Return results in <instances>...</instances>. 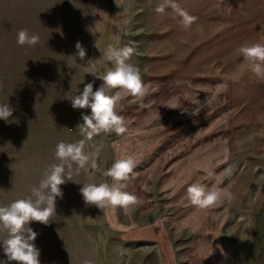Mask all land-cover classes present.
<instances>
[{
    "label": "crops",
    "instance_id": "obj_1",
    "mask_svg": "<svg viewBox=\"0 0 264 264\" xmlns=\"http://www.w3.org/2000/svg\"><path fill=\"white\" fill-rule=\"evenodd\" d=\"M46 1L48 32L45 40L40 35L38 57L50 58L53 67L50 66L48 75L42 74L39 65L33 68V74L37 69L33 76L42 81L40 94L49 84L55 89H61L62 84V69L56 67L57 58L62 62V35L49 30L55 23V17L51 16L55 5L52 0ZM238 1L178 0V3L191 15L193 2L205 8H231ZM159 2L94 0L93 3V27L87 52L88 60H97L94 68L89 61L87 67L91 69V74L87 72L89 83L94 82L93 91L103 84L97 77L114 67L103 57L109 44H127L136 49L128 63L139 68L148 87L142 96L110 89L109 94L120 91L123 97L116 110L125 118L126 132L119 136L110 133L114 135L110 141L101 133L88 141L85 148L91 152L92 144L103 146L100 158H96L97 168L103 167L105 153L112 157L113 163L117 158L133 156L136 189L150 192L148 197L152 200L150 208L136 210L135 220L130 224L120 223L113 207L98 209L84 203L80 219L88 238L95 243L98 264H113L119 252L116 244L105 243L151 245L130 250L125 264H174L169 232L172 235L187 232L192 237L190 243H201L200 238L208 230L207 208L191 203L186 191L188 185L199 182L224 189L231 197L225 194L222 199L234 200L238 192L235 184L219 186L222 173L209 179L208 171L231 168L239 159L251 162L252 166L262 162L256 154L264 148V79L257 78L249 70L248 62L244 63L237 38L222 34L224 30L216 25L217 16L203 17L201 22L198 17L186 30L181 18L170 8L164 14L155 12ZM224 87L225 108L221 97ZM212 101L216 106L208 109ZM85 115H90L89 109ZM87 174L88 182H104L95 171L94 175ZM247 175L242 198L250 206L246 193L253 184L247 182ZM156 199L161 200V212ZM106 231L118 232L119 236L112 233L107 238ZM98 232L104 233L103 238H99Z\"/></svg>",
    "mask_w": 264,
    "mask_h": 264
},
{
    "label": "rangeland",
    "instance_id": "obj_2",
    "mask_svg": "<svg viewBox=\"0 0 264 264\" xmlns=\"http://www.w3.org/2000/svg\"><path fill=\"white\" fill-rule=\"evenodd\" d=\"M52 1L55 7L51 16L55 17V23L53 29L49 30L62 35V62L58 58L56 61L57 69H62V84L61 89L49 84L40 94L38 91L42 92V89L39 84L42 81L33 76L37 71L35 69L33 74V68L39 65L42 74L48 75L53 65L50 58L38 57L41 38L35 46L23 49L17 44V33L20 29H27L39 37L43 34L45 40L44 35L48 32L45 29L47 1L0 0V104L8 103L14 109L8 121L0 120V206L32 195L31 189L38 186L44 171L58 162L55 148L59 142L84 139L77 125L82 123L81 115H85L88 109H73L70 100L89 83L87 52L93 27L94 0ZM20 4H25V7H20ZM192 4L195 6L191 8V15L201 17L199 22L203 17L217 16L219 24L216 25L222 27L224 36L232 34L237 38L238 49L245 43L264 42V0H239L231 8H205L196 2ZM78 41L86 49L85 58H68L75 57V44ZM221 95L225 108V87ZM213 106L214 101L207 107ZM102 134L108 141L114 136ZM256 156L262 162H255L254 167L251 162L239 159L231 168L208 171L209 179L222 173L219 186L234 183L238 189L236 199L224 197L218 205L207 208L208 230L205 237L200 238L201 243H190L192 237L187 232L173 235L169 232L174 264H264V148ZM102 160L103 167L95 170L96 175L111 184V178L106 177L104 172L112 166V157L105 153ZM244 163L248 164L247 167L243 166ZM135 171L123 182L126 185L124 190L134 193L142 203L128 211L119 206L113 207L122 224L133 222L136 210H145L152 205L148 197L151 193L136 189ZM245 175L247 182L253 184L246 193L250 206L242 198ZM84 183H88V174L81 170L79 175H73L72 181L61 186L63 198L56 200V215L52 217V222L47 226L38 222L29 224L38 234L34 244L40 251V264H83L86 259L98 264L95 243L88 238L80 219L84 205L80 188ZM160 204L161 200L156 199L159 212L162 209ZM112 233L115 232L106 231L104 236L109 238ZM103 234L98 232L99 238H103ZM6 235V231L0 227V240ZM114 236L118 237L119 233L116 232ZM202 240L205 242L202 243ZM105 244L119 246L113 264H125L127 254L138 246H151L144 243ZM154 250L157 252L156 248ZM5 259L0 247V260Z\"/></svg>",
    "mask_w": 264,
    "mask_h": 264
},
{
    "label": "clouds",
    "instance_id": "obj_3",
    "mask_svg": "<svg viewBox=\"0 0 264 264\" xmlns=\"http://www.w3.org/2000/svg\"><path fill=\"white\" fill-rule=\"evenodd\" d=\"M169 8L181 18L180 22L186 30L198 20V17L190 15L183 9L178 0H160L155 12L164 14ZM39 40V35L32 34L27 29H20L17 33V44L20 46H35ZM75 49V57L68 58L84 59L87 54L86 49L79 41L76 42ZM238 51L248 62L249 70L257 78L264 79V42L245 43ZM135 52L136 49L127 44L124 46L109 44L106 47L104 60L114 67L102 77H97L103 81V84L93 91L94 82L87 83L83 91L70 100L73 109L90 110V115H81L82 123L77 125L84 134V139L77 142H59L55 148L58 162L51 164L44 171L38 186L31 189L32 195L17 199L9 205L0 206V227L7 233L6 238L0 240V247L6 257L5 260H0V264H10V262L40 264V251L34 244L38 234L29 227V224L38 222L45 226L49 225L52 217L56 215L57 198H63L61 186L72 181L73 175H79L81 170L94 175L98 167L96 158L103 146L92 144L94 150L86 152V142L92 141L94 136L101 133L114 132L119 136L126 132L125 118L116 110L117 104L123 98L121 92L109 94V90L118 88L133 96L144 95L148 85L142 80L139 68L128 63ZM88 61L94 68L97 60ZM86 71L91 74V69ZM13 111L8 103L0 104V120L8 121ZM135 167L136 161L133 156L117 158L104 172L106 177L111 178V184L107 182L82 184L80 195L84 203L95 205L98 209L119 206L126 211L132 206L141 204L139 197L124 190L126 185L123 182L128 180ZM186 191L191 203L202 208H210L222 202L225 194L231 197V193H226L224 189L209 187L199 182L189 184ZM123 251L127 250L123 249ZM83 264H93V261L86 259Z\"/></svg>",
    "mask_w": 264,
    "mask_h": 264
}]
</instances>
